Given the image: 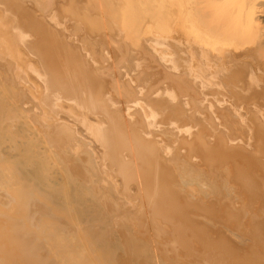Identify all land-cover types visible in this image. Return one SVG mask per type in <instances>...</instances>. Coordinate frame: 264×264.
<instances>
[{
  "label": "bare ground",
  "instance_id": "1",
  "mask_svg": "<svg viewBox=\"0 0 264 264\" xmlns=\"http://www.w3.org/2000/svg\"><path fill=\"white\" fill-rule=\"evenodd\" d=\"M24 1L27 2V0H24ZM46 1L44 0V2L42 3L45 4L46 2L48 7L51 6V4L53 5L54 3L53 0L51 1L49 0V2L48 0ZM71 1L73 0H70V2ZM100 1L101 2L99 3L95 2L93 4L94 6L93 9L90 7L92 11L94 10L93 12H87L89 10L88 8V10L84 11L81 16L78 14L81 11L78 10L79 12H77V9L80 8L81 10H83L84 8L82 9V7L84 5L88 6L89 3L85 4L84 2V5H83V2L81 4L79 3L81 1H79L76 5L78 8L76 7L77 8L76 11H73V12L70 11L71 12L70 16L72 17L73 16L72 14L75 12L77 13H75L74 15L78 14L79 15L78 17L81 19H82V16H84L83 14H88V16L91 17L92 19H93L92 16H94V19L95 18L96 19L93 21V24L95 23L96 25L94 24L93 26H91L92 22L90 23L88 20H87L88 22L85 23L86 19H84L85 22L83 21V23L88 25L87 29L89 31L90 29H92V27L94 29V26L96 27L98 25L97 23L102 25V28L101 26H97L96 29L97 28H99V30L100 28L102 29L101 30L102 32L100 31L101 34H99V32L98 34L104 37L105 42L101 43L100 40H102L103 38L99 40L100 38L99 36L95 37L94 41L98 43L97 41L98 39L101 45L102 44L105 45V43H107L106 45L108 46H105V47L102 46L104 48L103 49L100 47L101 45H99L98 43L97 47L99 45V49L101 48L102 51H100L101 56H96V58L104 56L105 59L107 60L111 59L112 56L108 54L110 53L108 49H109V46L113 44L111 48H115L114 51L118 52V55L116 53L115 56L117 55V57L118 56L121 57L119 66L117 67L118 78L115 77L116 79H114L112 73L111 74L107 73V74L111 75L108 77H110V79L113 80V82H111L110 80L109 82L117 84L116 85L117 89L114 91L115 96H117L116 94H118L120 95L118 97H121V98L126 97V96L128 97L127 99L123 98V99H126L124 100L123 103L119 101L122 99L118 100V98L117 97L115 98L114 95H113L114 97H111L112 94H108V92L104 94L103 91L104 90L107 91V89L105 88L107 87L105 86L106 83L105 84L102 83L103 80H101L100 78L96 79V76H95L96 71L94 72V70L97 68L96 66L97 61H101L102 59L101 60L96 59L97 61H95L94 59L95 56L93 58L91 55V54H94V52L92 51L93 50L92 48L95 46L91 45V44H94V42L90 44L88 43L95 36V35H92V38H91L90 37L91 32L95 31L96 29L91 30L89 32V35L87 34V36L85 34L84 37L89 36V38L88 39L85 38L84 40V37H83L84 34L82 33L85 32V28L83 26L78 25V27L80 26L79 28H81L80 33H79L78 32L79 30L77 31L78 28L74 27L76 32H78L80 35L82 34V37H83V39L80 37L81 40L78 41L79 40V38L77 39L78 36L76 37L75 36L76 34L74 35L72 34V32H70L71 30L70 27L66 28L65 22L67 21L65 20L62 21V19H64L60 17L62 16V14L59 13L60 11L59 12L56 11L58 7L54 9L51 6L52 8H49V11H48L46 10L47 6L45 4L46 6L44 7L45 11L43 14L42 12H40L42 16L39 18L40 22L43 25L40 26L41 23H38L39 21L37 22L38 24H36V25H39L38 27L41 29L40 33H43L46 30V27L48 29L47 25H49L51 29L49 27L48 30L52 31V29L54 28L55 30L57 29L56 33H58L57 31L59 30L62 32V31H66L70 29L69 32L72 34L69 37L70 33L68 32L69 33V34L67 33L68 38H66L67 34L65 32L64 33L66 35L61 34L60 31L58 34L55 33L54 35V33L50 31L52 33V36L50 35L51 39L53 35L54 37L58 36L57 39L58 38L61 39L63 36H65L63 37V39L66 38L65 39L66 41L65 40L61 41L63 39L61 40L59 39L61 42L59 40H56V41H59L60 44H63V47H65V45L68 43L67 47L69 46L70 48H72L70 46L71 44L73 46V49H75V52L73 51V49H71L72 51L70 52L68 48H65L66 50L63 51L64 48L62 47V45L61 47L63 48V50H60L61 47L60 48L57 47L59 49L58 52L61 55L63 54L61 52H65L62 57L63 58L62 62H64V65L66 66L67 62L69 61L67 58L70 56L69 54H72L71 57L73 58L74 57L73 55L76 53L77 54V55L75 54L76 56L78 57L80 56L79 59L82 58L85 60V61L82 59H81L82 61L80 60V63L84 62L83 66L82 64H80L82 68L85 67V65L88 66L89 64L93 65V67L94 66L96 67L95 69L92 67L93 68L92 71L93 73H95V75H90V73L84 74V72L82 71L84 68L82 69L80 68V65L77 66V64L74 63L76 59V56H75L74 57L75 59H73L74 61L70 58L71 59L70 61H73V62H70V64L72 63L71 65L72 67L69 65L71 68L68 67V65L66 67L61 65V68L63 70H65V68L66 70L67 69L72 70L73 66L75 65L77 68H79L78 70L79 72L81 71L80 72L81 74L78 73L77 71L70 70L66 72L63 71L62 73L64 75L60 77L59 74H56V68L59 66L54 68L53 63L52 65H48L47 63L48 58H46L43 55V53L42 54L39 53L40 56L38 55L36 56V53H35L36 50L35 52L34 50H32L33 49L32 45L34 44H32L33 40L31 41V39L33 38L31 34L34 33L35 30H37L36 26L34 25V22L35 20H38V18L36 17L40 15H35V17L32 16L31 10L28 7L27 9H29L30 11L22 9L21 5L23 4L22 3L23 1L21 2V5H20L16 3L15 0H0V65L3 66L6 63L5 65L7 66V68L9 67L7 70L8 71L10 70L9 73L12 79V88H11V92H9L11 94H6L5 91L8 89L6 88L8 80H6V83H5L6 87L5 85H3L2 80L3 78L5 80L9 78L10 76L5 78L6 76L9 75V73L6 76H4L3 74L4 77L1 79L2 75L0 74L1 75L0 76V79H1L0 80V199L7 197V195L10 193L11 190H13V193L11 192L12 194H9V195L11 197L15 196V199H13L14 197L11 198L8 195L9 197L8 199L10 198L12 199V200L10 199L9 202L7 199L6 200L4 199L8 203H5L4 200H3L4 202L0 200L1 202H3V203H0V206L3 204V207L1 206L2 208H0V210L5 208L6 206H7L6 207L7 210L8 209L12 210V208H14L12 207V204L14 202L13 200H15V204H18L17 207L22 202L24 203L29 202L31 206L33 204L32 207L27 208L29 207L28 204L22 203L24 205L21 204L22 206L20 205V207H18L16 211V215L15 213L12 215L11 214L13 213L12 211H10V213H8L9 211H4L3 213V210H5L6 208L1 211L2 214L6 215L8 213L9 215L10 214L11 215L10 217L4 215L7 220L0 221V264L17 263V260L14 256V253L17 252L15 251L16 248L13 250L11 246L10 248L5 247L7 249H3L2 247L4 246L3 244L5 245L7 244V242L5 243L3 240L7 239L8 243H11L12 245V243H15V244L17 243L15 242L17 239H18L17 241H19L22 238L21 240L24 239L25 241V239L28 238L26 240V246L24 245L25 246L24 248H22V246L21 247L18 246L20 249L19 252L21 253L22 252L26 253L27 250H25V248L29 244H30L29 246L31 247V249L34 246L38 245L40 241L38 240L37 242V239L38 238L40 239L42 237V234L46 233V232H42V233L39 232L44 227L42 225L43 223H41L40 221L42 220V218H47V220L49 221L54 220L55 222L52 221L51 223H48V226L52 225L53 222H54L53 224L55 225L58 223V226L57 227L51 226L52 228H49L50 226L49 227L47 226V227L49 229L56 228L57 230L59 229L60 231L58 230V233H57V231L54 232L56 229H53L54 237H52L53 233L52 234L51 232L47 233L48 236L50 234L52 236L48 237V240L44 241L45 243L43 242L44 239H41L42 242L45 244V247L47 246V254L43 253V249L41 248L43 243L41 242L42 245L37 246L39 249L38 248L36 249V247H34V249L32 250L31 253H34L35 251L38 253V255H36L37 257L34 256L35 254L33 255V257H36L37 259L39 257L38 260L40 259L46 260L45 258L48 257L47 255L49 251H52V250L60 251L61 249L62 254L60 252L59 253L61 254V256L62 255L63 256L61 258L59 257V255L56 256V258H60L59 261H61L63 257L67 256L64 252L67 250L68 246L71 248V252H72L73 250L72 248L75 247L74 244L72 243L73 241L77 242L76 240H74L76 238H74L73 234L76 232L75 234L77 235L78 233L77 231L79 230L78 236H80V233L84 235L83 231H86V229L81 227L82 229H84L82 233L80 232L81 229H78V230L77 228L75 229L76 226L75 227L73 226L74 223H70V225L74 227L72 228L77 231L73 232L72 229L68 230L69 228L68 226H67L68 228H65L64 233L66 232V230H68L69 233L71 232V239L72 237L74 238L73 240L70 239L69 241L73 245L72 247L69 242L68 243L70 245L65 246L67 242H64L65 243L64 244L62 241L63 235H64L63 229L65 227L63 225L67 222L69 224V222L71 221L70 219H68L69 221L66 220V222L64 221L65 223L61 224L60 220L63 218V215L61 214V211H59L60 212L59 213L58 210L59 208L62 210L61 207L63 208L65 207L64 204L66 202L63 201V195H61L60 193L62 191V194H63V190L65 189V187L67 188V185L69 183H70V186L74 188L75 193L76 192H79V194L81 193L80 196L78 193L75 194L77 196H74V197H78L76 199L74 198L76 200V203H77V200H80L79 198H82L84 195H85L84 196L85 199L93 196V194L91 195V193L94 189L90 190L91 187H87V185L85 186V184L90 183L96 187V185L94 184L96 183L97 187L98 188L100 187V190L98 189V192L100 191L101 194H103L105 191V193H108V192L111 193L110 194L111 197L112 196L118 197L116 198V200L115 199L113 200L115 201L119 200V201L117 203L113 202L114 204L115 203L116 204L114 206L112 205L111 207V199H110L111 197L109 198L110 196L109 194H103L99 196L97 195L98 198L101 196V198L98 199L100 201L101 199H103V196L106 197V195H108L107 198H109V200L107 198H104V199H105V202L106 200H108L110 203L107 201L105 206L109 205L110 210H111V208L114 209L116 205L119 204L115 209L118 210L119 207L125 208L126 210L132 209L130 213L133 212L132 214L135 215L133 208L137 205L139 201V200L137 201V198L135 199L136 195L133 196L134 194H136L135 193L136 188H134L133 186L127 187V185L130 184L132 180H134L131 174L132 172L128 171V170H131V168H133L132 170H134V168H141V169L145 168V169H142L141 172L137 173L138 177L141 178L142 176V182L140 181L138 188L143 190V188L145 187L144 188L145 193H143V197H146L147 205H151L147 208L148 210L149 209L151 210V208L154 207L153 208L154 210H151L150 212L152 211L154 212L156 210L155 209L156 206H157L156 207L157 210L159 209L158 206H160V208L166 207L165 211L167 212L169 210V208H167L169 207V205H171L172 208H175V210L179 211L181 215L182 213H184V215L186 213L189 215L192 212H199V213L201 212L202 219L200 220V223L198 222L199 226L197 224L196 226L200 228V226L202 225V227L204 226L203 227L204 229H205V225L203 224L208 223L209 218L218 211L220 213L218 212L219 213L218 215L216 213V215L213 216L214 218L221 216L219 217L220 219V218H223L222 215L227 214L226 215L227 218L223 219V222L224 220L225 222L228 220L231 221L232 218L233 220L236 219L234 224L229 221L228 223H231L230 225L224 222L225 226L228 225L230 227L231 225H233L232 226L233 228L231 227L230 230L228 226L224 227L225 228L224 231L225 230L227 231V233L225 234L224 233L219 234L220 231H218V229L221 230V228L219 227L218 229L216 228L215 234L216 232H218L217 233L218 238H215L214 237L215 235L209 234L210 232L209 228L211 229L212 226H210V224L212 225V222L211 223L209 222L210 224L209 223L206 224L209 227L206 226L205 230L206 231L209 230L207 233L210 236L214 237V238L213 237L211 238L208 235L209 243H210V240L212 241V239H214L215 241V239H217V241L215 242H218L216 246H218L219 249L218 247L215 248L216 246L211 247L212 243L211 245L208 244L210 248L212 249V251H210L211 249L209 248L208 245L207 246H205V244L203 245L202 241L204 243L205 242L207 243L208 241L207 238H205L206 240H204V238L200 240L202 237H204V234L206 232V231L205 232L203 231L204 232L203 234L202 233L199 234L200 236L202 235L201 237L199 236L200 239L199 238L197 239L200 240L199 241V244L201 243L200 246L203 245L201 249L205 246V248L208 247L209 250L207 252V250L203 249L202 254H200L199 252H201V249L198 244V241L196 240L199 248L197 246L196 247L200 249L197 253H199L198 255L201 256L200 257L201 259L199 257H198L199 260L196 259L197 261H200V260L204 261L206 259V262L207 261L209 262L210 261L209 259L211 260L217 259L216 262H218L219 256L217 253L218 252L220 253L221 250L223 251V249L226 248V246H228L227 247L228 249L231 248L229 252H228V249L226 248L224 249V253L226 254L223 253L221 255L222 252L220 253V257L222 256L223 258V261H222L223 264H224V259L226 260V258H228L227 257L228 253L230 254H229V259L227 260L228 261L232 260L231 262L235 260L233 264H236L238 261H241L242 264L243 263L245 264L246 261L247 263L250 262V264H252L251 263L252 259L254 263L257 260L259 264L261 262L264 263V259H261L262 255L259 253L264 247H260L262 248L261 250H259L260 248L258 249L259 250L258 254H260L261 256L256 254L257 248L252 247L250 245L252 244V242H250L249 244L248 239H247L248 240L247 242L245 238L246 236H244V238L242 237L243 235L241 233L243 232V230L241 229H245V227L243 226L240 227L238 225V223L242 225V223L240 222H242L243 220L245 222V219L255 218L254 216L257 215L256 213L255 215H252L253 217L250 216V214L252 212H255V209L257 208L256 207L257 204L261 205L260 206L261 210L264 209V0H100ZM34 2L36 1L34 0ZM38 2L36 4H39ZM60 2L61 0L60 1L58 0V2L56 3H60ZM31 3L32 1H30V4ZM36 4L33 3L32 5L39 7ZM43 4H40V5H43ZM78 4L79 6L80 5L82 6L79 7ZM69 5H72V4H69ZM40 7L38 8V10L39 9L41 10ZM72 7L74 6L72 5ZM72 7L71 9H75ZM17 8L20 10H24L23 12L24 17H21L23 22L20 20L21 18L20 19L18 18L19 16L17 15L18 14ZM42 9H43V6H42ZM25 16H26V19H25ZM106 18L107 20H105ZM92 19L91 20L89 19V20L92 21ZM73 20L72 22L75 21ZM96 20H97V23H96ZM68 23L69 22H67L66 24ZM79 24H82V23L80 22ZM43 27L45 28L43 29ZM71 28H72V25H71ZM33 29L34 31L31 32ZM44 33L46 35L45 34H44L45 36L42 35L43 36L42 40H46V42L44 41L45 46L47 42H48V45H52V43L50 44L51 41H49L51 40L49 35L47 36L49 32L48 33L44 32ZM93 33L94 32H92V34ZM34 34H36V32ZM59 34H61V36H59ZM73 35L75 37H73ZM46 37H49V40ZM67 39L71 40L72 42L71 43L70 41L67 42ZM93 39L91 40V42L93 41ZM107 39H110V40H107ZM42 40H39L40 41L39 43H41ZM62 42L64 43L67 42V43L64 44ZM39 46L40 45H38L37 47ZM52 46L45 49V51L47 49L51 51L52 54L50 53V55H49V52H47L49 57L51 55L54 56L53 52L55 51H52V50L56 49L55 47H53L54 49L53 48L51 49ZM89 47L92 50L88 49ZM76 48L78 51L76 50ZM40 49H37V50L39 51ZM42 51H44L43 48H42ZM76 51L79 53H77ZM91 51L93 53H90ZM65 54L67 55V57L65 56ZM64 58L65 59L67 58V59L65 60ZM53 59H56V58L54 57ZM58 61L59 59L56 62L58 63ZM104 61L105 60H103V62ZM57 63L56 65H58ZM85 63H89V64H85ZM5 65L2 68H0V70L6 67ZM90 65L88 67H90ZM88 67H86L87 72H89V70L91 72V67L90 69ZM101 67L100 68L98 67L99 68L98 70L100 72L102 71ZM86 69L84 70L85 72H86ZM98 70H97V77L100 74ZM60 71L59 73H61ZM64 72L66 74L67 73L69 74V72H71V74L73 73L72 76L75 74L77 75L78 73L77 75L78 77L75 76L78 80L79 78H81V75L84 74V77L82 78H86V79H82L81 82H83L84 80L86 81L87 79H89V81L92 80L90 79L91 77L87 78L89 75L92 77L95 76L93 77L94 80H92V81H95L94 83L92 81H90L91 84H89V81H86V82L84 81L85 83H82V84H80L81 82L80 83L76 82V83L78 86H84V85L87 86L89 84V86L92 85L93 87V85H96L95 83L97 80V86H99V88L102 85H104V87H101V89L104 88L102 91L103 98L99 97L95 99L96 96L95 98L91 97V95L95 93L94 91L93 94L92 93H90L91 95L89 94L90 95L89 98L91 100L92 98H94V101L96 100L95 101L96 104H93L94 101L86 100L85 97L88 96L87 93L89 90H91L92 87H90L88 91H85L86 96L82 97V95H85L83 94L85 88L82 87V89H84L82 90L79 87L81 90L78 91L77 90L78 86L76 85L77 87H75L76 88L75 90L74 78L73 79L70 78V80H68L71 74L69 76H65L66 74ZM113 72H116V70ZM107 74L105 73L104 76H106ZM101 76L103 77V75ZM108 77H105V78H108ZM63 79L67 81H64ZM71 79L74 81H72ZM98 79H100L99 82H98ZM69 81H72L74 84L71 82L69 83ZM151 83H154L153 87L152 86L149 87ZM111 85H109L107 88H109ZM96 87H95V90H96ZM94 106H96L98 110H96ZM63 137H66L64 146H63V140H64ZM119 137L120 138L123 137L122 140H120ZM52 143L55 144L56 147L58 145L59 150L58 149L57 150L59 151L60 156H62V161L61 159L58 160V163L59 161H61V163L59 164H57L54 159L50 160L49 158V148H50V144ZM65 152L68 154L66 155ZM56 155L55 157L58 159ZM67 158L69 160H67ZM63 159H65L66 162L68 161V163L66 164L67 169H66L65 164L63 165V163L65 162V161L63 162ZM165 162L167 165L165 164ZM167 162L170 164L168 165ZM79 164L85 170V171L83 170L84 173L85 172L86 173L84 174V176H81L80 180L82 182L78 180L79 181L78 183L77 179L76 180H73V179L76 175L80 173V170L78 169V166H77ZM63 166L65 169H63ZM130 166L132 167L129 168ZM138 170L140 171V169ZM76 171L79 173L76 174ZM20 172L23 173L22 178H24L26 174L27 175L31 173L36 174V175L38 174L39 175L38 180L41 184V187L39 186L40 184H38V186L43 191H41L40 189L39 191L34 190L33 182L28 181L29 180L27 179L28 177L26 178L27 180L20 179V176L22 175V174L20 175ZM127 172H130V173H127ZM115 175H118L120 178L123 177L122 179H126L125 180L126 182L123 180L121 183L123 185V183L125 182L126 185L125 183H124L125 186L120 185L121 181L119 182L117 179L118 177H116ZM137 175L135 179L137 178ZM66 176L68 178H66ZM154 177L158 178L154 180L158 182L160 186L158 183L156 185L155 181L153 180ZM67 182L68 184L66 185ZM64 184L65 186L63 188ZM121 186L123 189L125 188L126 189L122 190ZM69 187L68 189H70ZM61 188H63V190ZM66 190L67 189H65L64 191ZM101 190L103 191V193ZM127 190H129V192ZM120 191H126L127 193L123 195V194H120ZM71 192L73 193V191ZM88 192L90 193L91 196L86 197V194ZM163 193H166V195H169L170 198L169 196H166L165 194L161 195ZM249 193H254V195L258 194L257 197H259V199L257 197L255 198V196L253 197V195L251 196V198L248 197L250 200L246 197L248 199L247 200L248 202L246 204V201H244L246 198L244 197L248 195ZM156 196L157 198H155ZM19 198L21 200H19ZM168 199H169V202L171 201L170 202L171 204L168 202ZM258 200H259V203H257ZM252 201L253 202L256 201L257 204H254ZM72 202L75 203L74 201ZM167 202L169 203V205ZM249 202L255 205L254 206L252 204L254 210L248 208L252 206ZM15 204L13 206H15ZM78 204L80 205V203ZM101 204L104 205V203H100V206ZM26 205H27V207H25L26 210L24 209L23 213L20 215L19 208L26 206ZM107 207L106 209H108ZM66 208L67 207H65L64 210H66ZM172 208L170 210H173ZM67 209L71 210L69 208ZM106 209L104 208V210ZM258 209L259 207L257 208V210ZM102 210L103 208L100 210V212ZM157 210L154 214L158 212V214L160 215L162 212V214L164 215L165 211L163 209H159L158 211ZM116 211H114V213L112 211H111L112 213H110L109 211L110 214L108 215L113 214V217H114V215L121 212V210H119L115 214ZM169 211L168 213H170ZM17 212H18L19 217H16L18 216ZM70 212H71L70 215L72 214L71 219H75V223H76L77 220H79L76 217H78L79 215L77 216L75 214L76 217L74 218L73 216L74 211L72 212L71 210ZM126 212L127 211H125L124 213ZM203 212L208 213L210 216L207 214H204ZM168 213L165 214V216L169 215L168 216L169 218H166L167 216L165 217L167 220L171 218L170 214H172V211L170 214ZM263 213H264V210H263ZM193 214L194 213H192V216ZM234 214L235 215L237 214L236 216H238V214H241L243 217L247 215L248 218L245 216L246 218L244 217V219L241 220L240 218H242V216L240 217L238 216L235 218ZM66 215L64 217H66ZM80 215H82V213ZM159 215L157 216L159 219L164 218L162 217L163 215L162 216H159ZM205 215H207L206 218L208 219V221L206 218L205 219L203 218ZM231 215H233L234 217ZM102 216L103 215H101V217ZM117 216L119 215L117 214L115 218H117ZM129 216H131V214ZM187 216L185 215V217ZM229 216L231 217L228 218ZM84 217L87 219L88 216L87 217L84 216ZM105 217H102V218H105ZM119 217L117 220L118 221L122 220V222L120 223L122 226L123 224H125L123 223L125 220L123 221V219ZM190 217L191 215L188 216V218ZM259 217L260 216L256 217L255 219L260 221L261 218L258 219ZM165 218H164V221L166 222ZM199 218L197 217V219ZM262 218H263V220H261L262 222L260 223L258 222L259 226H255L254 228V225L253 226L251 225L253 227L252 230L254 232L260 230L259 232H261V234L263 233L264 217ZM114 219L111 222H113ZM32 220H35V222L33 223ZM193 220H196V219H192L191 222ZM31 221L33 225H36V223L37 222L39 223L40 221L41 223V224L39 223L40 225L37 223L38 227L40 226V230L36 232H38L37 236H41V237H38L36 239H30L31 238L30 236L25 237L24 235L18 233L19 229L22 227L21 226L22 224L27 223L25 225L30 226V224L32 225ZM138 221L139 222L142 221V217ZM152 221L153 222L156 221L155 222L156 228L160 227V226L159 227L157 226V223H158L157 220H153L152 218ZM202 221L203 222L206 221V222L203 223ZM212 221L214 220L212 219ZM130 222H133L132 218L130 219ZM236 222H237L238 227H236L235 229H238V230L240 229L242 231V232L241 231L238 232L237 230V232L240 234V237H242L241 239H245L246 241L239 240L240 239L239 237L236 239L237 241H239V243H237L238 245L237 244L235 245L237 247L232 248L231 245L233 244L232 246H234L233 242H235L236 240L234 239V241L229 245V241L231 239L230 240H224V239H227L229 237L230 232L232 229H234ZM248 222L251 223V221L246 220L248 230H249L250 223ZM3 223H8L11 226L5 225ZM80 223L81 222L77 224H80ZM98 223L99 222H97L96 224ZM102 223L103 221L101 222V224ZM183 223L179 222V224H183ZM186 223L185 225H181L180 227L182 226L185 227L187 224H190V223H187V224ZM195 223H197V221ZM60 224L62 226H60ZM106 224L108 223L105 222L102 226ZM117 224H114V225L112 224L114 229ZM174 224H171V225L173 226ZM194 224L192 223L191 225L193 226ZM33 225L30 226V228L32 227L31 229L29 228L31 232H32V229L34 228ZM109 225L111 224L109 223ZM171 225H169L170 228H172ZM176 225H174V227L178 228L179 226L178 225L176 226ZM196 226L194 230L197 228ZM58 227H61V228H58ZM113 227H111V229ZM180 227L178 228V230L183 228V227L182 228ZM37 228H34V229L36 230ZM45 228L46 227H44V230ZM212 228L213 229H211V233L214 231V227ZM90 229L92 230L95 228L92 227ZM121 229L123 230L122 227ZM161 229L159 228V230L158 229L157 230L162 232L163 230L161 231ZM192 229L193 228H191L190 230L189 229L186 230L184 233H186L187 231L188 232L190 231V232L187 233L185 236L190 235V233L192 232L191 231ZM91 230H89V232ZM126 230L128 229L126 228L125 231ZM228 230H229V235L226 236V234H228ZM131 231H132V228H131ZM138 231L139 230L137 229V232ZM173 231L174 229H172V231H169V233L167 234L169 235ZM251 231H248V233L250 234ZM5 232L7 233L9 232L8 235L6 236L7 238H5L4 236ZM104 232L106 231L103 230L101 234H104ZM180 232L182 233V231ZM180 232L175 231V233H177L176 237L177 235H179V238L181 241L178 240V237H177L178 241L174 237L176 240V241L174 240V242H177V243L180 242L177 245L179 246V249L177 250L178 252L180 251L182 252L183 249H184L183 252H185L189 244L186 245V248H185L184 243L186 244L187 242L191 241L192 237L190 238V236L192 235H190L189 236L190 239L185 242L184 239H186L187 237L185 238L182 235L180 236ZM234 232H233V235L236 234L237 236L238 233L237 232L234 233ZM111 233L113 234V231ZM120 233L122 232L120 231ZM141 233H143V231ZM175 233H172L169 236V238L173 236V234ZM194 233H196V231ZM248 233L246 235L249 236ZM258 233H254L256 237ZM106 234L107 233H105V235L103 236L106 237ZM155 234L158 235L159 232L158 234L157 232ZM254 234H253V237L255 236ZM20 235L23 237H21ZM55 235H56V239H55L56 241L55 240L54 241H55V244L58 246H56L53 243L54 241L51 240L55 238ZM95 235L99 236L97 234ZM114 235L116 234H113L112 237L118 236V235L116 236ZM133 235L134 234H132V237ZM223 235L226 236L227 238H225ZM233 235H230L232 239L234 238ZM251 235L249 236L250 237L249 239L253 238ZM18 236L21 238L19 239ZM161 236L164 237L165 241L166 239H168L166 238L167 236L165 237V235H161ZM161 236H159V239H162L160 238ZM263 236L261 235L260 238H263L262 240L264 241ZM181 237L183 238L181 239ZM222 237H224V239ZM82 238L83 239L80 240L79 242L84 241L85 242L84 244L85 245L87 244L86 245L87 247L85 245L84 247L87 249V251L88 250L91 251L93 249L92 247L95 245L94 244L95 242L93 243L94 245L90 246L91 242L89 240H86L84 236H82ZM91 238H93L91 240L93 242L94 236H92ZM144 238L145 236L143 237V239ZM156 238H158V236ZM64 239H65L64 241L67 240L66 238ZM116 239L118 238L116 237ZM132 239H134V237ZM192 239L194 241L196 238L195 239L192 238ZM218 239L219 240L223 239L221 241H223L224 243L228 242L227 245L225 244L226 246L224 245L225 247L223 246L221 249L220 248L221 243H219L220 241ZM257 239L253 238L251 240L253 241V244L255 246H256V242L260 240L259 239L257 241ZM49 240L52 241V243L56 246V248H54L55 246L53 244L51 245V243H49L51 242ZM164 240L162 242H164ZM168 240L166 242H168ZM262 240L260 242H263ZM2 241H3V244H2ZM28 241L30 242L28 243ZM88 241L90 242V244L88 243ZM138 241L136 242L137 244L139 243ZM142 241H140V243ZM145 242L147 243H144L143 241V243L146 244L145 246L148 248V245H147L148 241H145ZM162 242L159 243L158 241L156 243V244L159 243V247H157L156 249L157 254L158 252L160 254L161 253L163 254L167 250L166 249L167 245L171 246V243L173 241L169 242L170 244L167 243L166 247L164 246L162 247V245L166 244L165 242L164 243ZM20 243L21 242H19V244ZM31 243H34L35 245ZM22 244L23 242L20 245ZM77 244L79 243L77 242ZM8 245L10 246V244ZM63 245L65 246L64 248L66 250L63 248ZM107 245L108 244H106V246ZM239 245H241V247ZM260 245L262 244H258L257 246H260ZM77 246L79 247V245H76V248ZM106 246L103 247L105 249V252H107L109 245L107 247ZM192 246H194V244ZM245 246H248L246 248H249V246L251 247L249 249H243L242 251L241 248ZM13 247H14V244H13ZM51 247H53L54 249L51 250ZM130 247L132 246L130 245ZM70 248L67 251V253L70 251ZM85 248H82V250H84ZM103 248H101V250ZM110 248L111 247H109V249ZM135 248H137V251H138L139 248L138 247H135ZM161 248H163L164 250L162 251ZM169 248L171 249V247ZM239 248L241 249V251L238 250ZM63 249H64V252H63ZM112 249L113 248H111L108 251L110 252ZM213 249L215 250L217 249L216 250L217 252ZM250 249L253 252L250 253L249 252ZM77 250L79 251L80 249L78 248ZM82 250H80V252L84 254L86 250L84 251ZM93 250L91 251L90 256H92L95 253V252L93 253ZM226 250L228 253L226 252ZM237 251L239 252L236 253ZM41 252L43 253V255L45 254L44 257L42 255H39V254H42ZM80 252H79V255L75 254L76 256L74 255L75 251L74 253L72 252L75 258L72 257L73 259L68 261V263L72 261L71 264H73L74 259L77 260L78 258H80ZM128 252H132V250ZM181 252L177 253V255L175 256H174L175 253L171 251H166L165 253L166 255L169 253L168 256L172 253L171 255L174 258L172 261L176 262V260H178L179 255L180 254L182 255ZM186 252L185 254H187L190 251H188L187 253ZM241 252L242 254H239ZM243 252L245 253L244 255H243ZM248 252L250 253V255ZM147 253H148V249H147ZM155 253L152 255L153 256L156 255ZM246 253L247 255H249V257L248 256L245 257ZM28 254L29 253H27V255ZM105 254L106 253H103V252L102 254L100 253V255H102L101 256L102 259L105 257ZM235 254H239V256L241 255L240 257L241 259L239 258V256H237L238 258H236L234 256ZM251 254L253 255L251 256ZM255 254H256L255 257H257V255L260 257L259 258L257 257L258 259L255 258L254 257ZM108 255H111V252ZM134 255L136 257V254ZM31 256H29L28 258H30ZM71 256L72 255H70L65 260L71 259ZM97 256L94 257V263H92L93 262L92 260H91L92 262L90 261L89 262L92 264H95V261H98V262L100 261L101 262L100 264H107V262L103 261L105 259L103 260L101 258L98 259ZM114 256H116V254H114ZM216 256L217 258H215ZM109 257L110 256L107 257L106 255L105 258L111 259ZM150 257L151 256H149V259ZM262 257L264 258V256ZM50 258L52 257H49V259ZM53 258L50 260L51 264H54V262H51V261H55V259ZM81 258L79 261L80 264H82L83 261H85L84 258H83V261L81 260ZM95 258H97L98 260H96ZM194 258L196 257H193V259ZM249 258L251 261L248 260ZM155 259L156 258L154 257V260L151 261L150 259V261L151 262L155 261L156 264L160 262L159 259L157 260ZM164 259H166V261L169 260V258L167 257H164ZM164 259L162 261H164ZM139 260L140 259H138V262ZM178 261L187 262L188 260L186 261V259L183 260L182 258ZM202 261H201V264H202ZM47 262L49 263V261ZM76 262L77 261H75V263ZM148 262L146 259V262L144 263H148ZM151 262L149 264H151ZM164 262L162 264H164ZM168 262H166L165 264H167ZM220 262L221 261H219V264H222ZM187 263L190 264L189 261ZM55 264H58L57 260ZM194 264H196V262Z\"/></svg>",
  "mask_w": 264,
  "mask_h": 264
},
{
  "label": "rangeland",
  "instance_id": "2",
  "mask_svg": "<svg viewBox=\"0 0 264 264\" xmlns=\"http://www.w3.org/2000/svg\"><path fill=\"white\" fill-rule=\"evenodd\" d=\"M15 1H16V3H18V4H20V5H21V2L23 1V2H22L23 4L21 5V6H23V5H25V4L27 5L28 3L30 4V1H32V3H31L30 5H32L33 3L36 4L39 0H35L36 2H34V0H30V1L27 0V2L29 1L28 3H27L26 1H24V0H22V1H21V0H19V1H18V0H15ZM40 1H41V2H40ZM40 1L38 2L39 4H36V5L39 6V7L41 6V7H40L41 10L39 9L40 11L38 10L39 7H36L35 5H32V6H33V7H32V11H33V13L35 12L34 14H36V12H37V14L40 15V16H38L39 18L42 16V14H43L44 11H45V8H44V7L47 6V3H46L47 1H46V0H45V1H46V2H45L46 6H45V4L42 3V2H44V0H40ZM50 1H51V0H50ZM54 1H55V0H53V2H54ZM97 1H98V0H97ZM97 1H96V0H90V2H89V5H90V6L88 7L89 10H88V9H85L84 11L88 10L87 12H93V11H94V10L92 11V9H93V7H94L93 4H94L95 2H96V3L101 2L100 0H99L98 2H97ZM25 2H26V3H25ZM48 2H49V0H48ZM50 3H52V2H50ZM40 4H43V5H40ZM48 5H49V3H48ZM34 6H35V7H34ZM42 6H43V9H42ZM91 6H92V9H90ZM50 7H51V6H49V7L47 6V7H46V10H48V8H50ZM17 9H18V8H17ZM18 10H20V9H18ZM18 10H17V13H18V14H17V13H16V14L19 16L18 18L20 19L21 17H24V15H22V13H21L22 11L20 12V11H18ZM36 10H37V11H36ZM42 10H43V11H42ZM90 10H91V11H90ZM84 11H83V12H84ZM40 12H42V14H41ZM87 12H86V13H87ZM62 13H63V12H62ZM21 19H22V18H21ZM105 20H107V18H106ZM100 26H101V28H102V25H100ZM97 30H99V29H97ZM101 30H102V29H100L99 31H101ZM32 32H33V31H32ZM33 34H34V33H33ZM38 39H39V40H42V39H40V38H38ZM38 39H37V42H40ZM44 41H45V40H42V42H44ZM112 46H113V44H111V47H112ZM46 48H48V47H45V48L43 47V50L45 51ZM49 49H50V48H49ZM32 50H34V52H35V50H36L35 53H36V55H38V54H37V49L35 48V45L33 46V49H32ZM32 52H33V51H32ZM34 52H33V53H34ZM45 52H49V55H50V53H51V51H49L48 49H47ZM43 55H44L46 58H48V59H47V63H48V65H52V62H51L50 59H49L48 53H47V55H46V53H44ZM38 56H40V55H38ZM47 56H48V57H47ZM102 57H104V56H102ZM100 58H101V57H100ZM96 59H97V58H96ZM120 59H121V57L118 56V61H117L118 64H117L116 67H113V69H112L111 72H110V73H112V75H115L114 77H116V78H118V73H117L118 69H117V67L119 66ZM97 60H98V59H97ZM103 60H105L104 63H108V62H107V59H105V57L103 58ZM49 62H51V63H49ZM5 64H6V63H5ZM5 64H4V65H5ZM4 65H3V66H4ZM3 66L0 65V68H2ZM5 66H6V65H5ZM54 66H56V67L59 66V67H58V70H56V74H59V76L62 77V75H63V73H62V72H63V69L61 68V64H60V65H59V64H58V65H54ZM4 68H5V69H4ZM4 68L0 70V74L2 75L1 79H2L4 76H6V75L9 73V71H10V70H9V71L7 70L9 67L7 68V66H6V67H4ZM3 70H4V71H3ZM5 70H6V71H5ZM60 70H62V71H60ZM115 70H116V72H113V71H115ZM59 71H60L61 73H59ZM114 73H116V74H114ZM3 74H4V76H3ZM1 75H0V76H1ZM9 76H10V77H9ZM7 77H9V78H7ZM5 78H7V79L4 80V78H3V80H2V81H3V85H5L6 80H8V81H7V82H8V83H7V87H6V85H5V87L9 89V90L7 89V90L5 91V93H6V94H11V93H9V92H11V88H12V79H11V75H10V73H9V75L6 76ZM1 79H0V80H1ZM2 81H1V82H2ZM10 83H11V84H10ZM9 84H10L11 86H10ZM115 85H117V84L115 83ZM8 86H9L10 88H9ZM16 87H17V86H16ZM93 104H96V102H94ZM94 108H96V110H98V108H97L96 106H94ZM119 138H120V137H119ZM122 138H123V137H122ZM122 138H120V140H122ZM63 139H64V140H63V146H64V142L66 141V140H65L66 137H63ZM51 145H52V146H51ZM53 146H54V148H53ZM52 148H53V149H52ZM57 149L59 150L58 145H57V147H56L55 144H53V143L50 144V148H49V158H50V160H53V159H54V160L56 161V163L59 164V163H61V161H62V156H60L59 151H58ZM51 150H52V151H51ZM64 151H65V150H64ZM65 153H66V152H65ZM56 154H57V155H56ZM67 154H68V153H66V155H67ZM55 155L58 157V159L55 157ZM58 155L60 156V158H59ZM63 155H64V153H63ZM60 159H61V161H59V163H58V160H60ZM67 160H69V159L67 158ZM64 161H65V159H63V162H64ZM67 163H68V161H67V162L65 161V162L63 163V165L65 164V166H66ZM84 163H85V162H84ZM167 163H168V162H167ZM165 164H166V162H165ZM169 164H170V163H168V165H169ZM121 165H122V164H121ZM123 165H124V164H123ZM126 165H127V164H126ZM166 165H167V164H166ZM77 166H78V169L80 170V173L76 171V174H78V173H79V174L76 175V176L74 177L73 180H76V179H77V182L79 183L78 180H80V179H81V176H84V174H85L86 172L84 173L85 170L83 169L82 166H80V164L77 165ZM118 166H120V165H118ZM131 167H132V166H130L129 168H131ZM119 168H120V167H119ZM119 168H118V169H119ZM121 168H122V166H121ZM123 168H124V167H123ZM158 168H160V167H158ZM158 168H157V169H158ZM63 169H65L64 166H63ZM66 169H67V166H66ZM132 169H133V168H131V170H128V169H127V170L132 172L131 174H132L134 180H132V182H130V184L127 185V187H128V186H129V187H130V186H133L134 188H136V190H135V193H136V194H134L133 196L136 195L135 199L137 198V201H138V200L140 201V202L138 201L137 205L133 208V211H134V214H135V215L132 214L133 212L130 213V211H132V209H131V210H126L125 208H122V207H119L118 210L115 209L119 204L116 205V207L114 208L115 210L112 209V208H111V210H110V206H109V205H106V206H105L106 202H107V201L109 200V198L111 197V195H110L111 193H109V192H108V193H105V191H104V193H103V191H102L103 189H102L101 191H102L103 194H109L110 196H109V198H107L108 195H106V197L103 196V199H104V198H107V199H108V200H106V202H105V199H104V200L101 199V201L98 200L99 198H101V196H100L99 198H98V196H99V195H103V194H101L100 191L98 192V189L100 190V187L98 188L96 183H94V184L96 185V187H95L94 185L90 184V183L85 184V186L87 185V187H91L90 190H93V189L95 190V191L93 190L92 193H91V195L93 194V196H91L89 192H88L89 194L87 193L88 195L86 194V197L91 196L92 198H91V197H90L91 199H90V198H86V199H87V200H86L85 197H84L85 195H84L82 198H79L80 200H77V203H76V200H75V199L78 198V197H74V196H77V195H75V194H76V193L79 194V192H76V193H75V192H74L75 190H74L73 187L70 186V183H69V184H68V182L66 183V185L68 184V185H67V188L65 187V189H67L66 191H64L65 189L63 190L65 184L63 185V188H61V189L63 190V194H62V191H61V190H60L61 193H60V191H59V193H60L61 195H63V201L66 202V203L64 202L65 204L63 203V204L65 205V207L71 209L72 212L74 211V212H73V216H74V218L76 217V215H77V216L79 215L78 217H76V218H78L79 220L76 219L77 222L75 223V219H71V215H72V214L70 215V213H71L70 211H71V210H68L67 208H66V210H64L65 207H64V208L61 207V208H62V210H61V209L57 206V207L59 208L58 212L61 211V214L63 215V218L60 220V223H61V224H62V223H65L66 220H68V219H70V221H71V222H69V224H68V222H67V223H65V224L63 225V226H65L64 229H63V233H64L65 228H68V227H69L68 230H71V229H72L73 232L77 231L78 229H81L80 232H82V231L84 230V229H82V228H85L86 231H88V232L83 231V232H84V235L80 233V236H78V235H79V230H78V231H77V232H78L77 235L75 234L76 232L73 234V235H74V238H76V239H74L73 237H72V239H71V232L69 233V231L66 230V232H65L66 234L64 233V235H63V240H62L63 243H64V242H67V243H66L67 245L64 243L65 246H68V245L71 244V243L69 242L70 239H71V240H73V239L76 240L79 244H77V242H74V241H73L72 244H74L75 247H73L72 249H73V250L76 249V250H74L75 253H74L73 250H72V252L74 253V255H75V254H78V255H79L80 250H82V248H85V247H84V245H85L84 243H85V242H84V241L79 242L80 240L83 239L82 236H84L86 240H89V241L91 242V244H90V242L88 241V243L90 244V246L95 244V245L92 247L95 251L91 248V249L93 250V253L95 252L94 254L92 253L93 255L91 254L92 256H90V253H91L92 250H91V251L88 250V251H89V252H88L87 249L85 248L84 250H86V251H85L84 254L80 252V258L84 256L83 258H84V260H85V261H83V258H81V260L83 261V263L81 262L82 264H86V263H88V264H92V263H94V257H96L97 254H98L97 258H98V259H99V258L102 259V257H101L102 255H100V253L102 254V252H103V253H106V254H105V257H106V255H107V257L110 256L109 258H111V259H108V258H105V257L103 256V257H104L103 259H105V260H103V259H102V260L105 261V262H107V264H109V263H110V264H137V263H138V264H149L152 260H154V257L156 258L155 260H157V259H159V257H160L161 255H162V256L164 255V256H163V258H162V256L160 257V259H159L160 262L157 261V262H159V263H157V264H160L161 261L164 259V257L169 258V260H168L169 262L166 261V259H164L165 262L162 261V263L164 262V264H165L166 262H168V263H170V264H188V263H187L188 261L190 262V264H191V263L194 264L195 262H196V264H199V262H200V264H201V261H202V260H200V261H197V260H196V259H198V257H199V258L201 257V256H199L198 254H199V253L202 254V250H203V249L207 250V252H208V250H209V248H210V246H209L208 244L211 245V243H212L211 247H215L216 244L218 243V242H215V241H217V239H215V241H214V239H212V241L210 240V243H209V240H208L209 238H208V237H209L210 235H215L214 237H215V238H218V237H217V236H218V235H217L218 232H216V234H215L216 228L218 229V227L221 228V230L218 229V231H220V232L223 231L222 233L219 232V234H223V233L225 234V233H227L226 230L224 231V229H225L224 227H226V226H228V225L225 226L224 224H225V223H226V224H229V225H230L231 223L234 224V222H235V220H236L235 218L238 217V216H239V217L242 216L241 214H238V216H236L237 214H236V215L234 214V215H235V218H234L235 220H233V218L231 219V221L228 220V221L231 222V223H228V221L225 222V220H224V222H225V223H224V222H223V219H226V218H227V217H226L227 214H226V215H222L223 218H220V219H219V217H221V216H219V217H215V218H214L213 216H215L216 213H217V215H218L220 212L218 211V212H219V213H218V212L215 211L216 213H215L214 215H213V213H214V212H213V213H212L213 216L210 217L211 219L209 218V222H210V223L212 222V225H211L209 222H208V223L210 224V226L214 227V231L211 233V229H213V228H212V227H211V229L209 228V230H210V232H209L210 235H209V234L207 233L209 230H208V231L205 230V229H206V226H208V225H206V224H208V223H205L206 221H204V222L202 221L203 223H205V224H203V225H205V229L203 228L204 226L202 227V225L200 226V228L196 226V224L198 225V222L200 223V220L202 219V218H201V217H202L201 212H200V213H199V212H192V213H194V214H193L194 217L192 216V213H191V214H189V215H191L190 218H188L189 215L186 213L185 215H186V216L188 215V216L185 217L184 213H182V215H181V213H179V211L175 210V208H172V206L169 205V203L171 202V201L169 202V199H168V202H169V203L167 202L168 205H169V207H167V208H169V210L172 208V209L175 210V211H173V210H170V211H169V210H168L170 213H171V211H172V214H170V213H168V211H167V212L165 211V208H166V207H161V208H160V206H158L159 209H163V210L165 211V213H164V215H163L162 212H161V214H162L163 216H162L161 214L159 215L158 212H157L156 214H154V213L156 212V210H157V208H156L157 206L155 207L156 210H155L154 212L152 211L153 213L150 212L151 210H154V209H153L154 207H152L151 210H150V209L148 210V208H147V207H149V206H151V205H147V203H146V202H147V201H146V197H143V193H145V192H144V190H145L144 188H145V187L143 188V190H141V189L138 188V185H139L140 181L142 182V176H141V178L138 177L137 173H138V172H141L142 169H145V168H142V169H141V168H134V170H132ZM138 169H140V171H139ZM83 170H84V171H83ZM20 171H21V170H20ZM121 171H122V170H121ZM121 171H120V172H121ZM123 171H124V170H123ZM22 172H23V171H22ZM22 172H20V175L22 174V175L20 176V179H26V178L28 177V178H27V179H29L28 181L33 182L34 190H38V191H39V189H40L39 186L41 187V184H40V182H39V180H38V179H39V178H38L39 175H38V174L36 175V174H33V173L28 174V175H27V174L25 175V173H24L25 177L22 178V176H23V173H22ZM81 172H82V173H81ZM115 172H117V171H115ZM124 172H125V171H124ZM134 172H135V173H134ZM158 172H159V171H158ZM127 173H130V172H127ZM142 173H143V172H142ZM66 174H67V173H66ZM116 174H117V173H116ZM125 174H126V173H125ZM127 175H128V174H127ZM136 175H137V178L135 179ZM115 176L118 177L117 179H118L119 182L121 181V182H120V185H122L121 183H122L123 180H124V181L126 180V179H122L123 177L120 178L118 175H115ZM124 176H125V175H124ZM157 177H158V176H157ZM157 177H156V178L154 177L153 180H154V179H158ZM66 178H68V177L66 176ZM69 178H70V177H69ZM82 178H83V177H82ZM84 178H85V177H84ZM119 178H120V179H119ZM125 178H126V177H125ZM27 179H26V180H27ZM121 179H122V180H121ZM127 179H128V178H127ZM154 181H155V180H154ZM80 182H82V181L80 180ZM84 182H85V181H84ZM89 182H90V181H89ZM125 182H126V181H125ZM125 182H124V183H125ZM91 183H92V182H91ZM124 183H123L122 186H125V185H126V183H125V185H124ZM155 183H156V185H157L158 182L155 181ZM38 184H40V185L38 186ZM144 184H145V183H144ZM158 184H159V183H158ZM69 186H70V187H69ZM122 186H121V189H122V190H125L126 188L123 189ZM159 186H160V184H159ZM68 187H69L70 189H68ZM72 189H73V190H72ZM40 190H41V189H40ZM41 191H43V190H41ZM71 191H73V193H72ZM127 191L129 192V190H127ZM11 192L13 193V190H11L9 194H12ZM95 192H96V193H95ZM97 192H98V193H97ZM14 193H15V192H14ZM94 193H95L96 197H95ZM126 193H127L126 191H120V194H123V195H124V194H126ZM6 194H8V193H6ZM9 194H8V195H9ZM15 194H16V193H15ZM68 194H69V196H70L71 198L68 196ZM71 194H72V195H71ZM80 194H81V193H80ZM80 194H79V196H80ZM164 194L166 195V193H163V194H161V195H164ZM8 195H7V197L2 198V197L4 196V194H3V196L1 197L2 199H0V200L3 201L4 199H5V200L7 199L8 202H9L11 198L14 197L13 199H15V196L11 197L10 195H9V197H11V198L8 199V198H9ZM97 195H98V196H97ZM248 195H249V196H248ZM248 195H246V196L244 195V196H245L244 198H246V197H247V198H248V197L251 198L252 195H253V197L255 196V198H256L258 194H255V195H254V193H249ZM81 196H82V195H81ZM166 196H169V195H166ZM94 197H95V198H94ZM142 197H143V198H142ZM253 197H252V198H253ZM74 198H75V199H74ZM116 198H118V197H115V196L113 197V196H112V197L110 198V199H111V207H112V205L114 206V205L119 201V200L115 201ZM155 198H157V196H156ZM169 198H170V196H169ZM247 198L244 200V201H246V204H247V202H248L247 200L249 199V198H248V199H247ZM257 198L259 199V197H257ZM72 199H73V200H72ZM89 199H90V200H89ZM113 199H115V200H113ZM5 200H4V201H5ZM11 200H12V199H11ZM19 200H21V199L19 198ZM19 200H17V201H19ZM70 200L74 201L76 204L73 203V202L70 201ZM88 200H89V201H88ZM91 200H92V201H91ZM156 200H157V199H156ZM249 200H250V199H249ZM251 200H252V199H251ZM254 200H255V199H254ZM4 201H3V202H4ZM13 201H14V202H13V204H12V207H14V208H12V210H10V209L7 210V208H6L7 206L5 207L6 209L3 208V209H5V210H3V209L0 210V217H2V218H0V221H5V220H7L5 216H9V217H10V215H11V214L13 215L14 213H15V215H16V211H17L18 207H20V205H21L22 203H24V202H22V203L19 204V206L17 207L18 204H15V200H13ZM17 201H16V203H17ZM31 201H32V200H31ZM69 201H70V202H69ZM86 201H88L89 203L86 202ZM90 201H91V202H90ZM96 201H97V202H96ZM99 201H100V202H99ZM166 201H167V200H166ZM256 201H257V199H256ZM256 201H255V202L252 201V202H253L254 204L259 203V200H258L257 203H256ZM3 202L0 201V203H3ZM8 202L5 201V203H8ZM94 202H95L96 204H95ZM108 202H109V201H108ZM113 202H116V203L114 204ZM152 202H153V201H152ZM156 202H158V201H156ZM250 202H251V201H250ZM250 202H249V203H250ZM11 203H12V202H11ZM25 203H26V202H25ZM25 203H24V204H25ZM31 203H32V202H31ZM72 203H73V205H72ZM78 203H80V205H79ZM100 203H104V205L101 204V206H102V207H101V206H100ZM109 203H110V202H109ZM253 203H252V204H253ZM14 204H15V206H13ZM24 204H22V205H24ZM26 204H28L29 207H27V205H26V206H23V207L19 208V210H20V211H19V214H20V215L23 213L25 207L30 208V207L33 206V204H32V206H31V204H30L29 202L26 203ZM29 204H30V205H29ZM53 204H54V203H53ZM87 204H88V205H87ZM91 204H92V205H91ZM94 204H95V205H94ZM170 204H171V203H170ZM250 204H251V203H250ZM252 204H251V205H252ZM254 204H253V205H254ZM6 205H7V204H6ZM22 205H21V206H22ZM54 205H55V204H54ZM66 205H67V206H66ZM76 205H77V206H76ZM81 205H82V206H81ZM140 205H141V206L143 205L144 207H143V206L141 207ZM251 205H250V206H251ZM253 205L251 206L252 208H251V207H248V208L254 210ZM1 206L3 207V204H2ZM1 206H0V208H2ZM4 206H5V204H4ZM10 206H11V204H10ZM55 206H56V205H55ZM75 206H76V207H75ZM103 206H104V207H103ZM107 206H109V207H107ZM248 206H249V204H248ZM254 206H255V205H254ZM260 206H261L260 204H257V205H256V207H257V208L259 207V209L261 208ZM16 207H17V208H16ZM73 207H74L75 210L73 209ZM77 207H78V208H77ZM106 207H107L108 209H106ZM170 207H171V208H170ZM256 207H255V208H256ZM9 208H11V207H9ZM15 208H16V209H15ZM58 208H57V209H58ZM102 208H103V210L100 212V210H101ZM104 208H105L106 210H104ZM257 208L255 209V212H252L253 214L250 212V213H251L250 216L255 215V213H256L257 215H255L254 217L256 218V217L260 216V217L258 218V219L261 218L260 221H258V220L255 219V218H253L254 220L251 219V218H249V219H245V222H244V220H243L244 217H245V216L247 217V215H245L244 217L242 216V218H240L241 220H243L242 222H240V223H242V225H240V224L238 223V225H239L240 227H242V226L245 227V229H241V230H243V232H242L240 229H239V230H238V229H235L236 227H238L237 222L235 223V227H234L235 230L232 229L233 232L235 231L234 233H236L237 230H238V232L241 231L242 233H241V232H240V233L243 235L242 237L244 238V236H246L245 238H246V240H247V239L249 240V242H248V240H247V242H248L249 244H250V242H252V244H253V241H251L253 238H256V239H257V237H258L257 241L260 239L258 242H260V241L263 239V238H260V237H261V235L263 236L264 231H263V233L261 234V232H259L260 230H259V231H255V232L252 230V228H253L252 226L254 225V228H255V226H259V223L262 222L261 220H263L262 217H264V213H263V210H264V209H262V210L260 209V210H261V211H260L259 209L257 210ZM13 209H14V210H13ZM123 209H124V210H123ZM159 209H158V210H159ZM2 210H3V213H4V211H9L8 213H10V211H12L13 213H11V214L9 215V214L6 212L8 215H7V214L5 215V214H2V213H1ZM25 210H26V209H25ZM76 210H77L78 213L76 212ZM108 210L110 211V213H112V212L114 213V211L117 210V211L115 212V214H116L119 210H121V212H119V213H117V214H118L119 216L122 214V212H123V214H122L120 217L117 216V218H115V216H116L117 214L114 215V217H113V214L108 215V214H110ZM158 210H157V211H158ZM163 210H162V211H163ZM166 210H167V209H166ZM237 210H238V209H237ZM68 211H69V212H68ZM80 211H81V212H80ZM104 211H105V212H104ZM111 211H112V212H111ZM125 211H127V212L124 213ZM128 211H129V212H128ZM136 211H137L138 213H137ZM213 211H214V210H213ZM259 211H260V212H259ZM75 212H76V213H75ZM209 212H210V211H209ZM59 213H60V212H59ZM81 213H82V215H80ZM102 213H103V214H102ZM129 213L131 214V216H129V215H130ZM159 213H160V212H159ZM167 213L171 215L170 217L172 218L173 222H172L171 218L168 219V220L166 219V218H169V217H168L169 215H168V216L166 215L167 217L165 216V214H167ZM203 213L209 215L208 213H205V212H203ZM261 213H262V214H261ZM66 214H67V215H66ZM75 214H76V215H75ZM83 214H84V215H83ZM88 214H89V215H88ZM105 214H106V215H105ZM126 214H127V216H126ZM199 214H200V215H199ZM204 214H203V215H204ZM221 214H222V212H221ZM223 214H224V213H223ZM4 215H5V216H4ZM17 215H18V212H17ZM65 215H66V217H64ZM69 215H70V216H69ZM90 215H91V216H90ZM101 215H103L102 217H105V216H106V217H105V218H102ZM104 215H105V216H104ZM123 215H125V216H123ZM139 215H140V216H139ZM158 215H159V216H162V217H164V218L166 217L165 219H166V222H167V223L164 221V218H160V219H159V218L157 217ZM183 215H184V216H183ZM207 215H205L203 218L205 219V218L207 217ZM248 215H249V214H248ZM73 216H72V217H73ZM82 216H83V217H82ZM84 216H86V217L88 216L87 219H86ZM89 216H90V217H89ZM132 216H134V217H132ZM136 216H138V217H136ZM209 216H210V215H209ZM209 216H208V217H209ZM224 216H225V218H224ZM231 216H233V215H231ZM231 216H229L228 218H230ZM250 216H249V217H250ZM261 216H262V217H261ZM9 217H8V218H9ZM16 217H19V215L16 216ZM68 217H70V218H68ZM110 217H111V218H110ZM118 217H119V218H122L123 221L125 220V221L127 222V223H126L125 221L123 222V223H125L126 225L122 223L125 227H124L123 225L121 226L120 223L122 222V220H119V221H118V220H117ZM123 217H125V218H123ZM127 217H128V218H127ZM129 217H130V219L132 218V221H133V222H130ZM139 217H140V218H139ZM141 217H142V221H140V222H141V223H140L138 220H140ZM151 217L153 218V220H157V221H158V223H159L160 225L157 223V226H158V227L160 226V227H159L160 229L165 225V226H164L165 228L163 227L164 230H163V228L161 229V231L163 230L162 232L158 231L159 228H156V226H155V225H156V223H155L156 221L153 222ZM156 217H157V218H156ZM192 217H193V218H192ZM197 217H198V218L200 217V218L197 219ZM233 217H234V216H233ZM246 217H245V218H246ZM252 217H253V216H252ZM106 218H107V219H106ZM114 218H115V219H114ZM134 218H135L136 220H135ZM138 218H139V219H138ZM145 218H146V219H145ZM150 218H151V219H150ZM155 218H156V219H155ZM184 218H186V219H184ZM247 218H248V217H247ZM85 219H86V220H85ZM90 219H91V220H90ZM113 219H114V221L111 222ZM133 219H134L136 222H135ZM162 219H163V220H162ZM189 219H190V220H189ZM192 219H196V220H193V221L191 222ZM206 219H207V218H206ZM212 219H213L214 221H212ZM87 220H88V221H87ZM104 220H105V221H104ZM116 220H117V221H116ZM161 220H162V221H161ZM188 220H189V221H188ZM210 220H211V221H210ZM238 220H239V219H238ZM246 220H247V221H251V223L248 222V223H250L249 230H248V226H247ZM256 220H257V221H256ZM32 221H33V223L35 222V220H32ZM32 221H31V223H32ZM40 221H41V223H43L42 225H43L44 227H46L45 230H44V227H43L42 225H41V226L43 227L42 230H40V226L38 227V224L40 223ZM40 221H39V223L36 221V222L38 223V224L36 223V225H33V223H32V225L34 226V228H37V227H38L39 229L37 228V229L35 230V229L33 228L34 230L32 229V232H31L30 229H31L32 227L30 228V226H32V225H31L30 223H29L30 226H26L25 224H27V223H24V224L21 223L22 225H21V224H20V225H21L22 227H21V228L19 229V231H18V233L24 235L25 237H26V236H30V237H31V238L29 237L30 239H36V238H38V237H41V236H37V233H38V232H36V231H38V230H40V231H39L40 233H42V232H46V233H43L44 235L42 234V237H41L40 239H39V238L37 239V242H38V240H39L40 242L38 243V245L34 246V247H36V249L38 248L37 246H41V245H42V244H41V242H42L41 239H44L43 242H44L45 240H48V237L52 236L51 234L53 233V229H56V228H53V229H49V228H52V227H55V226L57 227V226H58V223H57L56 225L53 224V223L55 222L54 220L49 221V220H47V218H42V220H40ZM42 221H43V222H42ZM52 221H54V222L52 223V225H49V226H50V227H49V226H48V223H51ZM64 221H65V222H64ZM68 221H69V220H68ZM78 221L81 222V223H80L81 225H80V224H77V223H79ZM92 221H93V222H92ZM102 221H103V223L101 224ZM137 221H138V222H137ZM145 221H146V222H145ZM163 221H164V222H163ZM194 221H195V222L197 221V223H195ZM207 221H208V219H207ZM232 221H233V222H232ZM26 222H27V221H26ZM97 222H99V223H98L99 225L96 224ZM105 222L108 223V224H106L107 226H106V225L102 226ZM118 222H119V223H118ZM134 222H135V223H134ZM179 222H180V223H183V222H184V223H183V224H179ZM186 222H187V223H190V222H191V223H190V224H187ZM202 222H201V223H202ZM214 222H215V223H214ZM258 222H259V223H258ZM41 223H40V224H41ZM70 223H74L73 226H74V227L76 226L75 229L77 228V230L73 229L74 227L71 226ZM85 223H86V225H85ZM94 223H95L96 225H95ZM109 223H110L111 225H109ZM117 223H118V224H117ZM139 223H140V224H139ZM142 223H143V224H142ZM154 223H155V224H154ZM174 223H175V224H174ZM185 223L187 224L185 227H183V226H182L183 228L180 227L181 225H185ZM192 223H193V224L195 223L194 225L199 229V231H198L197 228L194 230L195 226L193 225V226H194V227H193V226L191 225ZM243 223H244V224H243ZM257 223H258V224H257ZM3 224L8 225V226H11V225L8 224V223H3ZM29 224H28V225H29ZM40 224H39V225H40ZM61 224H60V226H62ZM112 224H113V225H114V224H117V225H116L117 227L115 226V229H114V227H113ZM119 224H120V225H119ZM129 224H131V225H129ZM133 224H135V225H133ZM138 224H139V225H138ZM171 224H174V225H176V224L178 225V224H179L178 226H179L180 228H182V229H179V230L182 231L183 234L178 230L179 227H178V228H177V227H174V225L172 226ZM23 225H24V226H23ZM53 225H54V226H53ZM69 225H70V226H69ZM92 225H93V226H92ZM128 225H129V227H130V226H131V227L129 228ZM137 225H138V226H137ZM140 225H141V226H140ZM169 225H171L172 228H170ZM177 225H176V226H177ZM236 225H237V226H236ZM248 225H249V224H248ZM251 225H252V226H251ZM260 225H261V224H260ZM36 226H37V227H36ZM47 226H48L49 228H48ZM51 226H52V227H51ZM67 226H68V227H67ZM77 226H78L79 228H78ZM88 226H89L90 228L93 227V228H95L96 230H95V229H92V230H91ZM91 226H92V227H91ZM105 226H106V227H105ZM118 226H119V227H118ZM149 226H150V228H149ZM161 226H162V227H161ZM166 226H167V228H166ZM189 226H191V227H189ZM198 226H199V225H198ZM232 226H233V225H231L230 227L228 226V227H229V230H230V228H231ZM246 226H247V227H246ZM72 227H73V228H72ZM81 227H82V228H81ZM96 227H97V228H96ZM102 227H103V228H102ZM111 227H113V228L111 229ZM121 227L123 228V230L121 229ZM188 227H189V228H188ZM208 227H209V226H208ZM208 227H207V229H208ZM29 228H30V229H29ZM58 228H61V227H58ZM62 228H63V227H62ZM87 228H88L89 230H91V231H90L91 233L89 232V230H88ZM107 228H108V229H107ZM126 228L128 229V230H126L127 232L125 231ZM131 228H132V231H131ZM153 228H155L156 230L153 229ZM191 228H193V229L191 230L192 232L190 233V235H192V236H190V235L185 236V235H186L187 233H189L190 231H189V232L187 231L186 233H184V232H185L186 230H188V229L190 230ZM232 228H233V227H232ZM118 229H119V230H118ZM137 229L139 230L138 232H140V233L137 232ZM157 229H158V230H157ZM172 229H174V231H173L172 233H175V231H176V232H180V236L182 235V236L185 237V238L187 237L186 239H184L185 242L188 241L191 237L194 238V239L196 238L194 241H193V239L191 238V241H192V242L189 241V242H187L186 244L183 242L185 248H186V245L189 244V245L187 246L188 250H187V248H186V250H185V252H186V251H187V252L190 251V252H188V253L186 252V253L189 255V257H188L187 254H185V252H183V251H184V249H183L182 252L180 251V252L182 253L183 256L180 254L179 257H178V260H180V259L183 258V260H185V259H186V261L188 260L187 262H185V261L181 262L182 260H181V261L176 260V262H175V261H172V260L174 259L173 256L171 255L172 253L169 255L170 257L168 256L169 253H168L167 255H166V253H165L166 251H171V252H174V253H175L174 256L177 255V253H180V252L177 251V250L179 249V246H177V245H178V243H180V242H178V243H177V242H174L175 238H176V240H177V237H178V240L181 241L180 238H179V235H177V237H176V234H177V233H175V234H173V236H171L172 238H171V237L169 238V236H170L172 233H170L169 235L167 234V233H169V231H172ZM222 229H223V230H222ZM256 229H257V228H256ZM58 230H59V229H58ZM58 230L56 229L54 232L57 231V233H58ZM103 230H105L106 232H104V234H101ZM110 230H111V231H110ZM134 230H135V231H134ZM154 230H155V231H154ZM165 230H166V231H165ZM193 230H194V231H193ZM201 230H202V231H201ZM229 230H228V234H226V236L229 235ZM232 230H231V232H230V235H233ZM251 230H252L253 232H252ZM257 230H258V229H257ZM262 230H263V229H262ZM262 230H261V231H262ZM59 231H60V230H59ZM107 231H108V232H107ZM112 231H113V234L118 235V236H116V235H114V236H116V237L119 239V241H118V239H116V237H112V235H113V234L111 233ZM120 231H121L123 234L120 233ZM142 231H143V233H141ZM150 231H151V232H150ZM164 231H165V232H164ZM195 231H196V233H194ZM203 231H204V232L206 231V232H205V234H204V237H202V238L200 239V237H201L202 235L200 236L199 234H200V233L203 234V233H204ZM248 231H251V233L249 234ZM50 232H51V234L48 236L47 233H50ZM83 232H82V233H83ZM93 232H94V233H93ZM116 232H117V233H116ZM125 232H126V234H125ZM128 232H129V234H128ZM131 232H132V234L135 235V236L133 235L134 239H132L133 237H132ZM136 232H137V233H136ZM154 232H155V233L157 232V234H158V232H159V234L156 235ZM238 232H237V233H238ZM258 232H259L260 234H259ZM8 233H9V232H8ZM8 233L5 232V235H4L5 238H7L6 236L8 235ZM89 233H90V235H89ZM105 233H107V234H106V237L103 236V235H105ZM110 233H111V234H110ZM160 233H161V234H160ZM165 233H166V234H165ZM213 233H214V234H213ZM243 233H244V234H243ZM247 233L249 234V236H250L252 233H253V234H254V233H258L259 236L257 235V237H256V235L254 234L255 236L253 237V234H252L251 236H252L253 238L251 237L252 239H249L250 237H249L248 235H246ZM45 234H47V235H45ZM55 234H56V233H55ZM85 234H86V235H85ZM95 234H97V235L101 234V235L96 236ZM138 234H139V235H138ZM197 234H198V236H197ZM238 234H239V233H238ZM238 234H237V236H238ZM81 235H82V236H81ZM143 235L145 236V238H144L145 240L143 239V237H144ZM154 235H155V237H154ZM161 235H165V237L167 236L166 238H168L169 240L166 239V238H165V239H166V241L168 240V242H166V241L164 240V237H162ZM193 235H194V236H193ZM208 235H209V236H208ZM230 235H229L228 238H227L226 236L223 235V236H224L225 238H227V239H224V237H222L224 240H230V239L232 240V241H231V240L229 241V245L234 241V239L236 240L237 238L240 237V234H239L238 237L236 236V234H234V235H233L234 238L232 239V237H231ZM20 236H21V235H20ZM36 236H37V237H36ZM68 236H69V237H68ZM90 236H91V237L94 236V240H95V241L93 240V242H92L91 240H92L93 238H91ZM100 236H101V237H100ZM141 236H142V237H141ZM157 236H158V238H156ZM159 236H161L160 238H162V239H159ZM189 236H190V238H189ZM196 236H197V237H196ZM199 236H200V237H199ZM205 236H207V237H205ZM220 236H222V235H220ZM235 236H236V237H235ZM18 237H19V236H18ZM18 237H17V238H18ZM21 237H23V236H21ZM21 237H19V239H20ZM25 237H24V238H25ZM52 237H54V233H53V236H52ZM52 237H51V238H52ZM79 237H80V238H79ZM98 237H99V239H98ZM129 237H130V238H129ZM139 237H140V239H139ZM174 237H175V238H174ZM183 237H181V239H182ZM210 237L212 238L213 236H210ZM214 237H213V238H214ZM230 237H231V238H230ZM242 237H240L239 240H245V239H241ZM263 237H264V236H263ZM17 238H16V239H17ZM64 238H66L67 240L64 241V240H65ZM88 238H89V239H88ZM96 238H97L98 240H97ZM127 238H128V239H127ZM136 238H137V239H136ZM141 238H142V239H141ZM146 238H147V240H146ZM155 238H156L157 242L159 241V243L162 242V241L164 240V242H165L166 244L162 245V247H163V246L166 247L167 243H169V242H171V241H173L174 243L172 242L173 244L171 243V246H170V245H167V248H166L167 250H166L163 254H162V253L160 254L159 252H158V254H157L156 249H157V247H159V243L156 244L157 242H156ZM173 238H174V239H173ZM197 238H199L200 240H202L203 238H204V240H206L205 238H207V240H208L207 243H206V242L204 243L203 241H202V243H203V245L205 244V246L208 245L209 248L206 247V248H207V249H206L205 246H204V247L201 249V247H202L203 245L200 246V244H201V243L199 244V241H200V240L197 239ZM219 238H221V237H219ZM21 239H22V238H21ZM21 239H20L19 241H17V240H18V239H17V240L15 241V242H17V243H16V244H15V243H12V245H11V243H8L7 239L3 240L5 243L7 242L6 245L3 244V241H2V244L4 245V246H2L3 249L10 248L11 246H12V249H13V250L16 248L15 251H17V252L14 253V256H15V258H16L18 264H51V263H50V260H51L53 257H54L53 259H55V261H51V262H54V264L56 263V260H57V263H58V264H61V263H62V264H71V263H72V261H71L70 263H68V261L72 260V259H73L72 257H74L73 253L71 252V248H70L69 246H68V248L66 247V248H67V250H66V249L64 248L65 246L63 245V248L66 250V251L64 252V249H63V252H64L67 256L65 255L66 257H63L64 259L62 258L61 261H59L60 258L63 256V255L61 256V254H62V253H61V249H60V251H57V250L54 251V250H52V249L56 248V246H58V245L55 244V241H56V240H55V239H56V235H55V238L51 239V240H53V241L55 240L53 243H54L56 246L52 243L51 240H49V241H51V242H49V243H51V245L53 244L55 247H54V246H53L54 248L51 247V250H52V251H49V252H48V255H47L48 257L46 256L48 259L45 258L46 260H44V259H40V260H38L39 257H38V259L36 258V257H37L36 255H38V253H37L36 251H35L36 253H35L34 251H33L34 253H31L32 250L34 249V247L31 245V246L33 247V248L31 249V247L29 246L30 244L25 248V250H27L26 253H23V252L21 253V252H19L20 249H19L18 246H20V247L22 246V248H24V247L26 246V240H27L28 238L25 239V241H24V239H23V240H21ZM171 239H173V240H171ZM223 239H220V240L218 239V240L220 241L219 243H221V244H220L221 246L219 245L221 249H222V247H223L225 244L227 245V243H228V242H227V243H224L223 241H221V240H223ZM134 240H135V241H134ZM138 240H139V241H138ZM142 240L144 241V243H147V242H145V241H148V244H147V245H148V248L145 246L146 244H144ZM176 240H175V241H176ZM178 240H177V241H178ZM196 240L198 241V244H199L200 249H201V252H199V253H197L200 249H198L199 246H198ZM246 240H245V241H246ZM32 241H33V240H32ZM35 241H36V240H35ZM96 241H97V242H96ZM98 241L101 242V243L103 242V243L101 244V243H99ZM137 241L139 242L138 244L136 243ZM140 241H142V242L140 243ZM262 241H263V240H262ZM19 242H21V243L23 242V244L20 245L21 243L19 244ZM29 242H30V241H28V243H29ZM43 242H42V243H43ZM68 242H69L70 244H69ZM94 242H95V243H94ZM129 242H130L131 244H130ZM155 242H156V243H155ZM164 242H162V243H164ZM258 242H256V246H255L254 244H253L254 246H253L252 244H250L252 247L257 248V249H256V254H258L259 250L262 249V248H260V247H264V244H263L264 241H263V242H260V243H258ZM28 243H27V244H28ZM35 243H36V242H35ZM44 243H45V242H44ZM44 243H43V245L41 246V248L43 249V253L47 254V246L45 247V244H44ZM80 243H81V244H80ZM86 243H87V242H86ZM93 243H94V244H93ZM96 243H97L98 246L96 245ZM98 243H99V244H98ZM135 243H136V245H135ZM190 243H191V244H190ZM195 243H196V244H195ZM233 243H234V246H235L237 243H239V241L236 240V241L233 242ZM240 243H241V242H240ZM254 243H255V242H254ZM8 244H10V246H9ZM13 244H14V247H13ZM17 244H18V245H17ZM31 244L35 245L34 243H31ZM72 244H71V247L73 246ZM89 244H88V245H89ZM106 244H108L109 247L113 248V249L110 251V252H111V255H108V254H110V252H109L108 250H110L111 248L109 249V247H108V249H107L106 247H107L108 245L106 246ZM116 244H118V245H116ZM153 244H154V245H153ZM169 244H170V243H169ZM193 244H194V246H192ZM258 244H262V245L257 246ZM24 245H25V246H24ZM76 245H79V247L77 246V248H76ZM86 245H87V244H86ZM86 245H85V246H86ZM101 245H103V246H101ZM115 245H116V246H115ZM130 245H131L132 247H130ZM134 245H135V246H134ZM138 245H139V246H138ZM157 245H158V246H157ZM160 245H161V244H160ZM182 245H183V244H182ZM226 245H225V246H226ZM232 245H233V244H232ZM232 245H231L232 248H236V247H237V246L234 247V246H232ZM237 245H238V244H237ZM96 246H97V247H96ZM104 246H106L105 248L107 249V252H105V249L103 248ZM113 246H114V247H113ZM173 246H174V247H173ZM196 246H197L198 248H197ZM225 246H224V247H225ZM239 246L241 247V245H239ZM239 246H238V247H239ZM251 246H249V248H250ZM5 247H7V248H5ZM80 247H81V248H80ZM86 247H87V246H86ZM99 247H100V249H99ZM135 247H138V248H139L138 251H137V248H135ZM160 247H161V246H160ZM169 247H171V249H170ZM180 247H181V245H180ZM217 247H218V246H216L215 248H217ZM227 247H228V246H226V248H227ZM246 247H248V246H245V247L241 248L242 251H243V249H249V248H246ZM22 248H21V249H22ZM57 248H58V247H57ZM59 248H60V246H59ZM59 248H58V249H59ZM69 248H70V251L67 253V251L69 250ZM78 248L80 249L79 251L77 250ZM101 248H103L104 250H103V249L101 250ZM122 248H123V249H122ZM127 248H128V249H127ZM130 248H131L132 252H128V251H131ZM151 248H152V249H151ZM168 248H169L170 250H169ZM176 248H177V249H176ZM226 248H224V249H226ZM259 248H260V249H259ZM17 249H18V250H17ZM36 249H35V250H36ZM38 249H39V248H38ZM98 249H99V250H98ZM116 249H117V250H116ZM124 249H125V250H124ZM126 249H127V250H126ZM147 249H148V253H147ZM161 249H162V251L164 250L163 248H161ZM189 249H190V250H189ZM196 249H197V250H196ZM210 249H211V248H210ZM218 249H219V247H218ZM224 249H223V251L221 250V252H222V253L220 252L221 255L224 253ZM227 249H228V248H227ZM230 249H231V248H230ZM230 249H228V252H229ZM241 249L239 248L238 250L241 251ZM258 249H259V250H258ZM263 249H264V248H263ZM263 249L259 252L262 256H264V250H263ZM84 250H82V251H84ZM213 250H215V249H213ZM216 250H217V249H216ZM216 250H215V251H216ZM232 250H233V249H232ZM232 250H231V251H232ZM236 250H237V249H236ZM236 250H235V251H236ZM257 250H258V251H257ZM77 251H78V252H77ZM98 251H99L100 253H99ZM117 251H118V253H117ZM123 251H124V253H123ZM136 251H137L138 253H137ZM152 251H153V252H152ZM155 251H156V253H155ZM210 251H212V249H211ZM239 251H237L236 253H238ZM245 251H247V250H245ZM57 252H58V253H57ZM59 252H60L61 254H60ZM87 252H88L89 254H88ZM96 252H97V254H96ZM114 252H115V253H114ZM151 252H152V254L155 253L156 255L153 256V255L151 254ZM203 252H204V251H203ZM213 252H214V251H213ZM216 252H217V251H216ZM226 252H227V250H226ZM228 252H227V253H228ZM232 252H233V251H232ZM249 252L251 253V252H253V251H251V249H250ZM249 252H248V253H249ZM27 253H29V254L27 255ZM41 253H42V252H41ZM43 253H42V254H39V255H42V256L44 257L45 254L43 255ZM71 253H72V254H71ZM113 253L116 254V256H114ZM129 253H130V254H129ZM132 253H133V254H132ZM220 253L218 252L217 254H218V256H219V261H221L220 263H222L223 258H222V256L220 257ZM250 253H249V255H250ZM254 253H255V252H254ZM262 253H263V254H262ZM34 254H35V255H34ZM134 254H136V257H137V258L139 257V258H138V259H140L139 262H138V259L135 257ZM224 254H226V253H224ZM229 254H230V253H228V256H227L228 258H226V260L229 259ZM239 254H242V252L239 253ZM239 254H235L234 256H235L236 258H238L237 256H239ZM244 254H245V253L243 252V255H244ZM256 254L254 255V257L256 256ZM260 254H258V255H260ZM23 255H24V257H23ZM31 255H32V256H31ZM33 255L36 256V257H33ZM58 255H59L60 258H56V256H58ZM70 255H72V256H71V259L65 260V259L68 258ZM78 255H77V256H78ZM85 255H86L87 259H86ZM103 255H104V254H103ZM147 255L151 256V257H150L151 261H150V259H149V256H147ZM159 255H160V256H159ZM165 255H166V256H165ZM197 255H198V256H197ZM249 255H247V253H246V256H245V257H247V256L249 257ZM252 255H253V254H251V256H252ZM258 255H257V257L259 258L261 255H260V256H258ZM29 256H31V257L28 258ZM42 256H40V257H42ZM75 256H76V255H75ZM111 256H112V257H111ZM117 256H118V257H117ZM132 256H133V257H132ZM145 256H146V257H145ZM158 256H159V257H158ZM205 256H206V255H205ZM234 256H233V257H234ZM251 256H250V257H251ZM262 256H261V259H264ZM49 257H52V258L49 259ZM78 257H79V256H78ZM78 257H77V258H78ZM92 257H93V258H92ZM113 257H115V258H113ZM131 257H132V258H131ZM134 257H135V258H134ZM152 257H153V258H152ZM184 257H185V258H184ZM193 257H196V258L193 259ZM202 257H203V256H202ZM240 257H241V255L239 256V258H240ZM257 257H255V258H257ZM34 258H35V259H34ZM74 258H75V257H74ZM77 258H76V259H77ZM80 258H78L77 260L74 259V260H73V262H74L73 264H76V263H77V264H80V263H79ZM89 258H90V259H89ZM97 258H95V259L98 260ZM133 258H134V259H133ZM161 258H162V259H161ZM171 258H172V259H171ZM179 258H180V259H179ZM187 258H188V259H187ZM215 258H217V256H216ZM224 258H225V257H224ZM258 258H257V259H258ZM101 259H100V260H101ZM146 259H147V262L149 261L148 263H144V262H146ZM148 259H149V260H148ZM200 259H201V258H200ZM221 259H222V260H221ZM240 259H241V258H240ZM240 259H239V260H240ZM242 259H244V258H242ZM251 259H252V258H251ZM261 259H260V260H261ZM43 260H44V261H43ZM91 260H92L93 262H92ZM102 260H101V261H102ZM106 260H107V261H106ZM198 260H199V259H198ZM203 260H204V259H203ZM209 260H210L209 262H208V261L206 262V259H205L204 261H202V264H205V263H206V264H212V263H213V264H219V261L216 262L217 259H216V260H211V259H209ZM226 260L224 259V264H233V262L235 261V260H234L233 262H231L232 260H231V261H228V260H227V261H228V262H227ZM248 260H250V258H249ZM255 260H256V259H255ZM47 261H49V263H48ZM75 261H77V262L75 263ZM89 261L92 262V263H90ZM108 261H109V263H108ZM177 261H178V263H177ZM194 261H195V262H194ZM212 261H214L215 263L212 262ZM225 261H226V262H225ZM250 261H251V260H250ZM257 261H258V260H257ZM257 261H256L255 263H256V264H259V262H257ZM261 261H262V260H261ZM44 262H45V263H44ZM141 262H142V263H141ZM180 262H181V263H180ZM197 262H198V263H197ZM211 262H212V263H211ZM238 262H239V264H240V263L242 264L241 261H238ZM238 262H237L236 264H238ZM17 263H15V264H17ZM98 263L100 264L101 262H100V261H99V262H98V261H95V264H98ZM103 263H104V262H103ZM152 263L156 264L155 261L151 262V264H152ZM162 263H161V264H162ZM168 263H167V264H168ZM251 263H252V264H255V263L253 262V259H252V262H251ZM222 264H223V263H222ZM243 264H244V263H243ZM245 264H250V262L247 263V261H246ZM260 264H264V263L261 262Z\"/></svg>",
  "mask_w": 264,
  "mask_h": 264
},
{
  "label": "crops",
  "instance_id": "3",
  "mask_svg": "<svg viewBox=\"0 0 264 264\" xmlns=\"http://www.w3.org/2000/svg\"><path fill=\"white\" fill-rule=\"evenodd\" d=\"M55 1L58 2V0H55ZM55 1H54L55 4L53 3V5L51 4V6H52L54 9H55L56 7H58V8H57L58 10L56 9V11H57V12L60 11L59 13L62 14L63 17L60 16L61 18H64V19H62V21L65 20V21L69 22V23H68L69 25L66 24L67 22H65L66 28H69V27H70V29H71V30L68 29V30H66V31H62V32L59 30V31L61 32V34H63V35H64L65 33L67 34V33L69 32V30H70V32H72V34H74V35L76 34V35H75L76 37L78 36L77 39L79 38L78 41H80L81 38L83 39V37L85 36V34H86V36H87V34L89 35V32H90L91 30H95L97 26H100V25H101V24L97 23V20H96V23H97L98 25H97L96 27L94 26V29H93V27H92V29H90V31H89V30L87 29V26H88V25H86L85 23H87V22L89 21L90 23L92 22L91 26H93V25L95 24V23L93 24V21H94L96 18L94 19V16H92L93 14L90 15V16L93 17V19H92L91 17H89L88 14H83L84 16H82V19L78 17L79 15H80V16L82 15V13H83V11H84L85 9H88V7L90 6V5L88 4V3L90 2V0H73V1H71V2H70V0H69V1L67 0L68 3L66 2V0H61L60 3H56ZM59 1H60V0H59ZM76 1H77V2H76ZM79 1H81V2H79ZM86 1H87V2H86ZM72 2H73V3H72ZM78 2L81 3V4H82V2H83V5H84V2H85V4H86V3L88 4V6H87V5H86V6L84 5V6L82 7V9H83V8H84V9L81 10L80 8H78V7L76 6ZM58 4H59V5H58ZM69 4H72L74 7H72V5H69ZM54 5H56V6H54ZM68 6H70V7H68ZM78 6H79V4H78ZM81 6H82V5H80L79 7H81ZM21 7H22V9H25V10H27V11H30V10H31L32 16H34V17H35V15H38L37 12H36V14H34V13L32 12V8H31L32 5L30 6V4H29V5L27 4V5H24V6H21ZM27 7H28L30 10L27 9ZM52 7H50V8H52ZM71 7H72V8H75V9H71ZM76 7H77L78 9H77ZM85 7H86V8H85ZM91 8H92V6H91ZM91 8H90V9H91ZM61 9H62V10H61ZM76 9H77V12H79V11H81V12L78 13L79 15H78V14H77V15H74V14L77 13V12H75V13L72 14L74 17H76V18H74V17L72 16V17L74 18V20H75V21H74L73 18L70 16V15H71V12H70V11L73 12V11H76ZM78 10H79V11H78ZM21 11H22V12H21ZM48 11H49V8H48ZM62 11H63V13H62ZM20 12L24 15V13H23L24 10H20ZM59 13H57V14H59ZM33 14H34V15H33ZM63 14H64V15H63ZM27 15H28V14H27ZM65 15H66V16H65ZM67 15H68V16H67ZM85 15H87V16H85ZM58 16H59V15H58ZM64 16H65V17H64ZM36 18H38V20H35L36 23L34 22V25L36 26L37 30H35V31H34V29L32 30V31H34V33L36 32V34H34V35H33V33L31 34L32 37H33V38L31 39V41L33 40L32 44L35 45V48H36V49H40V48H41V49H40L41 51H40V50H39V51L37 50V51H38L37 53H38V55H39V53H40V54H42V53L44 54V51H42V48L45 46V42H46V40H45V42H43L44 44H43L42 42L39 43V42H35V41H37V39H38L39 37H41L42 35L45 36L46 34H45L44 32H46V33L49 32V34H47V36L49 35V37H50V39H51L52 33H54V35H55L57 29L55 30V29L53 28L52 31H51V30H48L50 26L47 25V26H48V29H47L46 26H45V27H46V30H47L48 32L45 30L43 33H40V32H41V29L38 27L39 25H36V24L41 23V22H40L38 16H37ZM71 18H72V19H71ZM78 18H79V20H78ZM87 18H88V19H87ZM25 19H26V16H25ZM59 19H60V18H59ZM84 19H86V22H85ZM89 19H90V20L92 19V21H90ZM20 20L23 22L22 19H20ZM72 20H73L74 22H72ZM87 20H88V21H87ZM38 21H39V22H38ZM78 21H79V22H78ZM83 21H84L85 23H83ZM37 22H38V23H37ZM76 22H78V23H76ZM80 22H81L82 24H79ZM72 23H73V24H72ZM74 23H76V24H74ZM83 24H85V25H83ZM24 25H25V24H24ZM42 25H43V24L41 23L40 26H42ZM44 25H45V23H44ZM71 25H72V28H71ZM73 25H74V26H73ZM78 25L83 26V27L85 28V32L88 31L87 33H85V32L82 33V34H84L83 37H82V34H81V35L79 34L81 28H79L80 26L78 27ZM95 25H96V24H95ZM25 26H26V25H25ZM26 27H27V26H26ZM45 27H43V29H44ZM74 27H77V28H78L77 31L79 30V31H78L79 33L76 32V30H75ZM83 27H82V28H83ZM41 28H42V27H41ZM84 28H83V29H84ZM43 29H42V31H43ZM50 29H51V27H50ZM97 29H99V28H97ZM97 29H96L95 31H92V32H94L93 34H92V32H91L90 37L92 38V35H95V36L93 37L94 39L92 38V39H93L92 42H91V40H92L91 38H90V39H91L90 41L88 40V41H89V42H88L89 44H90V43H93V42H94V44H95L96 41H94V40H95V37H97V36L100 37V38L98 37L99 40L103 38L102 40H100L101 43L105 42L104 37H102L101 35H99V34H101L102 31L100 32V31L97 30ZM100 29H101V28H100ZM32 31H31V32H32ZM50 31H51L52 33H51ZM59 31H57V32L59 33ZM74 31H75V32H74ZM83 31H84V30H83ZM64 32H65V33H64ZM70 32H69V33H70ZM73 32H74V33H73ZM98 32H99V34H98ZM37 33H38V34L40 33V34L38 35ZM58 33H56V34H58ZM69 33H68V34H69ZM77 33H78V34H77ZM44 34H45V35H44ZM61 34H59V36H61ZM66 34H65V35H66ZM68 34L66 35V38H68V37H67ZM72 34L70 33V34H69V37H70ZM50 35H51V36H50ZM54 35H53V37H54ZM63 35H62V36H63ZM74 35H73V37H75ZM43 36H42L40 39H42ZM36 37H38V38H36ZM49 37H46V38H48V40H49ZM53 37H52V39L49 40V41H51L50 44L52 43V45H53V44H54V45H53V46H52V45H48V42H47V43H46V46H45V47H50V46H52L51 49H52L53 47L56 48V49L53 48L54 50H52V51H55V52H53L54 56L51 55V56L49 57V59H50V58L52 59V60L50 59V61L53 63V67H54V68L56 67V66H54V65H56V63H57L56 61H57L58 59H59L60 62L58 61L57 64L60 63L62 66H65V65H64V62H62V61H63V58H62V57H63V54H64L65 52H61V51H60L61 53H63V54L61 55V54L58 52V51H59L58 48H60L61 45H62V47H63V44H60V42H61V41H64L66 38L63 39V37H65V36H63V37L61 38V39H63V40H61L60 38L57 39V37H58V36H57V37H54V39H55V40H54ZM80 37H81V38H80ZM35 38H36V40H35ZM85 38L88 39L89 36H88V37H84V40H85ZM123 38H124V37H123ZM123 38H121V39H123ZM59 39H60L61 41H60ZM87 39H86V41H87ZM56 40H59L60 42H59V41H56ZM99 40L97 39L98 43L100 42ZM107 40H110V39H107ZM107 40H106V41H107ZM31 41H30V42H31ZM65 41H66V40H65ZM69 41H70V43L72 42L71 40H68V39H67V42H69ZM57 42H58V44H57ZM67 42H66V43H67ZM107 42H108V41H107ZM35 43H36V44H35ZM62 43H64V42H62ZM66 43H64V44H66ZM70 43H69V44H70ZM98 43L96 42L95 45H94V44H91V45L95 46V47L92 48L93 50H92L90 47L88 48V49H91V50L94 52V54H91V55H92L93 58H94V56H95V58H94L95 61H97V60H96V56H101V52H100V51H102L101 48H103V47H105V46H108V45H106L107 43H105V45H103V44L101 45V43H99V45H101V46H100L101 48L99 49V45H98V47H97V44H98ZM67 44H68V43H67ZM67 44L65 45V47H63L64 50H63L62 47H61L62 49L60 48V50L65 51V50H66L65 48H68V50L71 52V51H72L71 49H73V46L70 44V46L72 47V48H70L69 46L67 47ZM72 44H73V43H72ZM34 45H32V47H33ZM38 45H40V46L37 47ZM55 45H56V46H55ZM57 45H59V46H57ZM102 46H103V47H102ZM32 47H31V48H32ZM57 47H58V48H57ZM91 47H92V46H91ZM96 47H97L98 50L96 49ZM69 48H70V49H69ZM74 48H75V47H74ZM107 48H108V47H107ZM94 49H95V50H94ZM103 49H104V48H103ZM110 49H111V50H110ZM114 49H115V48H111V46H109L108 51H109L110 53H108V54H110L112 57L109 55V56L111 57V59H109L110 61L107 60L108 63H104V62H103V57H101V58H100V57H99V58L97 57V59H100V60L102 59L101 61H97V65H96L97 68H96L95 66L93 67V65H90L89 63H85V64H89V65H90V67H91V72H90V70H89L90 67H88L89 65H88V66L85 65V67H83L84 69L82 68V66L84 65V64H83L84 62H81V63H80V60H81L82 58L79 59L80 56H79V57L76 56V55H77L76 53H75L76 55H75V54L73 55L74 57L76 56V59H75L74 57H73V58L71 57L72 54H69V55H70V56L68 55L69 57H67V55H66V54H68V53L65 54V56H66V57L68 58V60H69V61L67 62L68 67H70V66L72 65V63L70 64V62H73V61H74L73 59H75V61L78 59L76 62L74 61V63L77 64V66L80 65V64H82V66L80 65V68L83 69V70H82V69H81V70L84 72V74H86V73L89 74V73H90V75H95V73H93L92 69H93V68H94V69L96 68V69L94 70V72L96 71V75H95V76H96V79H97V78H100L101 80H103L102 83H104V84L106 83L105 86H107V87H108L109 85L112 84V85L110 86L111 89H110V87H109V88L105 87V88L107 89V91H106V90L103 91L104 88L101 89V87H104V85H102L100 88H99V86H97V80H96V79H95V80H96V83H95L96 85H93V87H92V85L89 86V84H91L90 81L94 80L93 77H95V76L92 77V76L89 75L87 78L91 77L90 79H92V80H90V81H89V79L86 80V81H89V84H88L87 86H85L84 84H83L84 86H78L76 82H79V83H80V82L82 81V79H86V78H82V77H84V74L81 75V78H79V80H78L75 76H77L78 73L81 72V71L79 72V70H78L79 68H77L75 65H74L75 67L73 66V69H74V70H73V69H72V70L70 69L72 66L69 68L71 71H77V72H78L77 75L75 74V75H73V76H74V77H73V76H72L73 73H72V74H71V72H69V74H68V73H67V74L65 73L66 71H70V70H68V69L66 70V68H65V67L67 66V65H66V66L64 67L65 70H63V71H65V72H64V73L66 74L65 76H69V75L71 74L70 77L68 78V80H70V78H72V79L74 78V80H75V81H74V80L71 79L72 81H74L75 84H74L72 81H69V83H70V82L73 83V84L75 85V86L73 85L74 88L78 86V87H77V90H78V91L81 90L82 87L85 88V90L82 89V90H84V93H83V94H85V95H82V94H81L82 97L86 96V92H85V91H88L89 88L92 87L91 90H89L88 93H87L88 96L85 97L86 100L94 101L95 96H96L95 99H97V98H99V97H102V91L104 92V94H106V92H108V94H112L111 97H114V96H115L114 91L117 89V87H116L115 83H110V82H109V80H110L111 82H113V80L110 79V77H108V76H111V75H108V74H109V73L111 72V70L113 69L112 67H113V66L115 67V66L117 65L116 61H118V57H117L118 52H117V51H114ZM30 50H31V49H30ZM68 50H67V52H68ZM76 50H77V48H76ZM31 51H32V50H31ZM73 51L75 52V49H73ZM77 51H78V50H77ZM77 51H76V52H77ZM92 51H91L90 53H93ZM95 51H96V52H95ZM113 51H114V52H113ZM45 53H47V52H45ZM58 53H59L60 55H59ZM77 53H79V52H77ZM96 53H97V54H96ZM116 53H117V55L115 56ZM51 54H52V53H51ZM56 54H57L58 56H57ZM36 56H37V55H36ZM59 56H61V57H59ZM114 56H115L116 58H115ZM54 57H55L56 59H53ZM58 57H59V58H58ZM57 58H58V59H57ZM60 58H61V59H60ZM67 58H66V59H67ZM70 58H71L73 61H70V60H71ZM113 58H114L115 60H114ZM64 59H65V58H64ZM66 59H65V60H66ZM82 60H84V59H82ZM82 60H81V61H82ZM113 60H114V61H113ZM84 61H85V60H84ZM54 62H55V63H54ZM65 62H66V61H65ZM86 62H88V61H86ZM102 62H103V63H102ZM111 62H112V63H111ZM74 63H73V64H74ZM78 63H79V64H78ZM65 64H66V63H65ZM99 64H100V65H99ZM114 64H115V65H114ZM69 65H70V66H69ZM101 66H102V67H101ZM86 67L89 68V69H88L89 72H87ZM92 67H93V68H92ZM98 67H99V68H100V67L102 68V69H101V70L103 71V72L101 71L102 73H104V74H105V73H106V74L108 73V74H107L106 76H104V74H102V73L98 70V69H99ZM75 69H76V70H75ZM85 69H86V72L84 71ZM56 70H58V67L56 68ZM97 70H98L99 73H100V74L98 73V74H99L98 77H97ZM104 71H105V72H104ZM83 72H82V73H83ZM80 74H81V73H80ZM110 74H111V73H110ZM63 75H64V74H63ZM101 75H103V77H102ZM65 76H64V77H65ZM71 76H72V77H71ZM86 76H87V75H86ZM77 77H78V76H77ZM101 77H102V78H101ZM105 77H108V78H105ZM113 77H114V75H113ZM65 79H67V78H65ZM76 79H77V80H76ZM80 79H81V80H80ZM100 79H98V82L100 81ZM105 79H106V80H105ZM114 79H116V78L114 77ZM63 80H64V79H63ZM64 81H67V80H64ZM64 81H63V82H64ZM84 81H85V80H84ZM84 81L81 82L80 84L86 82V81H85V82H84ZM92 82L94 83L95 81H92ZM100 83H101V82H100ZM107 83H108V84H107ZM80 84H79V85H80ZM86 84H87V83H86ZM68 85H69V84H68ZM76 85H77V86H76ZM98 85H99V83H98ZM70 86H71V85H70ZM70 86H69V87H70ZM88 86H89V87H88ZM96 86H97V87H96ZM151 86L153 87V86H154V83H151L149 87H151ZM79 87H80L81 89H80ZM87 87H88V88H87ZM95 87H96V90H95ZM115 87H116V88H115ZM74 88H73V89H74ZM86 88H87V89H86ZM112 88H114V89H112ZM109 89L111 90V92H110ZM75 90H76V88H75ZM112 90H113V91H112ZM94 91H95V93H94ZM82 92H83V91H82ZM116 92H117V91H116ZM116 92H115V93H116ZM90 93H92V94L94 93V94L91 95ZM89 94L91 95V97H94V98H92V100L89 98V97H90ZM113 95H114V96H113ZM116 95H117V96H115V98L117 97L118 100H119V99H122L123 101H122V100H119V101H121L122 103L124 102V100H126V99L128 98L127 96L121 98V97H118V96H120V95H118V94H116ZM78 96H79V95H78ZM79 97H80V96H79ZM87 98H88V99H87ZM102 98H103V97H102ZM123 98H126V99H123ZM113 99H114V98H113ZM95 101H96V100H95ZM95 101H94V102H95ZM90 103H91V102H90ZM121 107H122V106H121ZM121 107H120V108H121ZM121 109H122V108H121ZM107 121H108V120H107Z\"/></svg>",
  "mask_w": 264,
  "mask_h": 264
}]
</instances>
